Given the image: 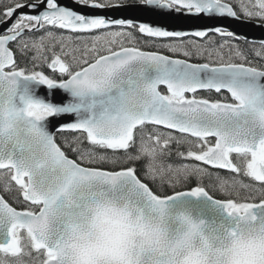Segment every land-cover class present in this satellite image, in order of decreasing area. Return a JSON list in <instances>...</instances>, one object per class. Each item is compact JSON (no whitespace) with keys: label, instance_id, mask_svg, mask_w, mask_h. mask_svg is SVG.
Masks as SVG:
<instances>
[{"label":"snow or ice","instance_id":"snow-or-ice-1","mask_svg":"<svg viewBox=\"0 0 264 264\" xmlns=\"http://www.w3.org/2000/svg\"><path fill=\"white\" fill-rule=\"evenodd\" d=\"M228 21L264 0H0V264H264V39Z\"/></svg>","mask_w":264,"mask_h":264},{"label":"water","instance_id":"water-1","mask_svg":"<svg viewBox=\"0 0 264 264\" xmlns=\"http://www.w3.org/2000/svg\"><path fill=\"white\" fill-rule=\"evenodd\" d=\"M62 2L68 3L69 0H62ZM25 11H27V9H25ZM226 23L228 25H225V26H228V27H230L231 30L237 31L241 34H246L249 37V39H264V32L259 31L260 29L256 30L251 25H241V24H238V23L233 22V21H228ZM260 32H262V33H260ZM261 34H263V35H261Z\"/></svg>","mask_w":264,"mask_h":264},{"label":"flooded vegetation","instance_id":"flooded-vegetation-1","mask_svg":"<svg viewBox=\"0 0 264 264\" xmlns=\"http://www.w3.org/2000/svg\"><path fill=\"white\" fill-rule=\"evenodd\" d=\"M225 25H228L226 22H225ZM256 30L257 29H260L258 26L257 27H254ZM229 29H230V27H229ZM231 30V29H230ZM259 31H261V30H259ZM260 33H262V32H260ZM261 35H263V34H261Z\"/></svg>","mask_w":264,"mask_h":264}]
</instances>
